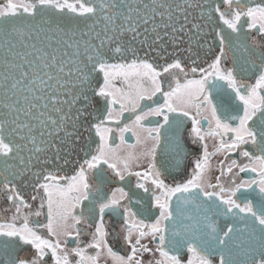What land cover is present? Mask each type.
Listing matches in <instances>:
<instances>
[{"label":"snow or ice","instance_id":"6c2138e0","mask_svg":"<svg viewBox=\"0 0 264 264\" xmlns=\"http://www.w3.org/2000/svg\"><path fill=\"white\" fill-rule=\"evenodd\" d=\"M254 30L264 36V0H3L0 197L10 216L0 214V264H144L149 238L161 257L149 264H182L185 249L186 264H264V45L249 43ZM137 109L147 135L133 131L141 148L122 153L132 128L121 118ZM148 116L162 123L143 128ZM181 117L200 154L176 180L156 158ZM237 151L248 163L222 161L211 183L210 158ZM174 152L181 170L178 138ZM246 171L259 178L237 182Z\"/></svg>","mask_w":264,"mask_h":264},{"label":"flooded vegetation","instance_id":"af4514ba","mask_svg":"<svg viewBox=\"0 0 264 264\" xmlns=\"http://www.w3.org/2000/svg\"><path fill=\"white\" fill-rule=\"evenodd\" d=\"M3 0H0V3H2ZM255 40L257 42L258 45H264V36H261L259 33L255 32V30L253 31V33H251L249 35V43H252V40ZM264 50V49H262ZM227 63L230 65L231 64V59L229 58ZM207 64H202V66L199 67H206ZM190 67V66H188ZM188 78H199V74L197 73L195 76H189ZM181 79H185L184 77H181ZM249 83H254V79L249 80ZM213 95H215V93H213ZM155 99V98H154ZM160 103L163 102V98L159 97ZM238 103V102H237ZM142 105H152V101H144L142 102ZM242 108V105H241ZM144 111H147V108L143 109ZM136 114H140V109H137L136 113H132V112H125L124 116L121 118V127L124 126V124H128L131 126L132 131H128L124 133V137H125V143L123 145L120 146V151L122 153L125 152H129V151H136L138 149L141 148V145L137 144V136L133 135V131H135L137 133V135H139L141 138H143L144 136L147 135L146 132H142L140 128H137L135 126V124H133V121L135 119V115ZM195 109L191 110V115H195ZM208 113H205V115H207ZM210 118V116H209ZM182 120H184V123L182 124L180 130L178 133L176 134H172L169 133V135L172 137L171 140H169L168 143V147L165 148L164 144L165 142L162 141L161 144V148L158 150V155L156 158V163L158 166L162 165V164H167L168 165V171L170 174V177H176V180H183L186 179L188 176V173L191 171V168L194 165V161L196 160L197 156L200 154V150L198 148H194V146L191 143V140L189 138V132L191 130V120L185 119L183 117H181ZM198 119L201 120V126L203 128L204 131L208 130V123L203 119V117H198ZM162 123V118L159 116H148L146 119H143L140 123L141 126L143 128H149V127H155L157 125V123ZM167 127V126H165ZM162 132L164 131V129L161 130ZM113 137H115L114 140V145L115 144H120V140L119 137L117 136L116 133L112 134ZM179 139L180 144L184 147L185 149V153L187 154L186 159L184 160V163L181 165V170H177L175 168L172 167V165L175 163L174 161V144H175V140ZM206 143L208 144V150L209 152H212L214 150V146L217 143L216 140H214L213 138L210 137H206ZM128 145H132L133 147H128ZM245 149H248L249 146L245 145L242 146ZM227 156V159H226ZM231 159H236L238 161V163H248L247 158L241 157L239 155V151L235 152V153H218L215 156H212L210 158V171L208 173L209 176V180L211 183L215 184L216 183V176H218L220 174V168H221V162H224V167H227V164L230 162ZM147 164V161H145V166ZM138 170H143V168L138 169ZM233 172H238V169H233ZM68 174H71V169L68 170ZM232 174H229L227 177H225V180H230L231 179ZM259 177L257 176L256 173L253 172H243V173H239V175H237L235 177L236 181L239 182L240 180H246V179H258ZM133 183L135 182V177L131 178ZM168 183H174L176 182L175 180L168 178L167 179ZM117 186H122V182L120 181H114L112 182L108 188L105 189V191H107L109 194H111V189L117 187ZM23 195L25 197V199L28 201V203L30 204H34L35 202H33L31 200V196H32V192L30 190H23ZM85 203H87L85 201ZM8 201L6 200V198H2L0 197V214L3 215L4 218H7L8 216H10V213L7 211H3L4 209L8 208ZM76 211L78 212L79 209H76ZM106 220L109 221V223H115V218H109V217H105ZM31 221H40V222H46V217L42 216V217H35L32 216L30 218ZM223 219H221V223H223ZM81 227L83 228L84 226L81 225ZM91 229H89L90 231ZM42 234L47 236V232L46 230H41ZM88 240H90L89 236H83L82 235V245L86 244L88 242ZM145 244L148 245L149 248L152 249V253H145L142 257L144 264H149V261L154 262L155 260H159L161 259V257L159 256V253L156 252L155 250V246L153 243L150 242V238L149 239H145L143 241ZM109 243L111 244V246L113 247V250L118 252V254L121 255H125L126 254V246L123 245L121 242H116V241H112L111 238L109 240ZM75 244L70 243L69 247H74ZM95 249H87L88 254L94 255L95 254ZM23 255V253H22ZM179 258L182 261V264H186L187 259L189 258V254L187 253L186 249L182 250L179 254ZM70 259L74 262V260L76 259L75 257H70ZM99 264H112V261L110 258H105V257H101Z\"/></svg>","mask_w":264,"mask_h":264},{"label":"water","instance_id":"95a60500","mask_svg":"<svg viewBox=\"0 0 264 264\" xmlns=\"http://www.w3.org/2000/svg\"><path fill=\"white\" fill-rule=\"evenodd\" d=\"M213 56H214V53L207 55V56L202 54L199 61H198L197 66L199 67V66H202V64H204V63L205 64L210 63ZM187 66H190V67L192 66L190 61L187 62Z\"/></svg>","mask_w":264,"mask_h":264}]
</instances>
